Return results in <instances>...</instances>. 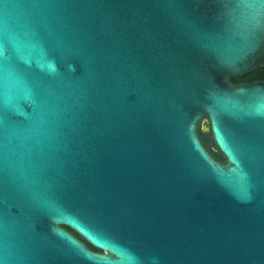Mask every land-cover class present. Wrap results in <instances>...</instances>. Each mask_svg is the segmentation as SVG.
Returning a JSON list of instances; mask_svg holds the SVG:
<instances>
[{"label":"water","instance_id":"95a60500","mask_svg":"<svg viewBox=\"0 0 264 264\" xmlns=\"http://www.w3.org/2000/svg\"><path fill=\"white\" fill-rule=\"evenodd\" d=\"M263 55L264 0H0V264H264Z\"/></svg>","mask_w":264,"mask_h":264},{"label":"trees","instance_id":"16d2710c","mask_svg":"<svg viewBox=\"0 0 264 264\" xmlns=\"http://www.w3.org/2000/svg\"><path fill=\"white\" fill-rule=\"evenodd\" d=\"M264 77V69H256L254 71H251L249 73H246L245 75H243L242 77H235L230 79V82L232 84H238L239 82L242 81H251V80H257V79H262ZM196 135L200 141V143L202 144V146L208 151V153L217 161L220 162H224L225 159L222 156V154L215 149L214 144L212 142L211 139V135L210 132H203L201 131L200 128V120L198 121V126L196 127ZM64 228H66L71 234H73L75 237H77L78 239H80L81 241H83L87 247L91 250L94 251H99L97 248L93 247L92 245H90L88 242H86L82 237H80L75 231H73L72 229L64 226Z\"/></svg>","mask_w":264,"mask_h":264},{"label":"flooded vegetation","instance_id":"af4514ba","mask_svg":"<svg viewBox=\"0 0 264 264\" xmlns=\"http://www.w3.org/2000/svg\"><path fill=\"white\" fill-rule=\"evenodd\" d=\"M260 69H264V55H263V59H262V67H260ZM257 81H264V77L262 78V79H257V80H251V81H242V82H239V83H248V82H257ZM202 119H205V124H202L201 123V120ZM199 121V120H198ZM198 121L196 122V127L198 126ZM208 126V121H207V117L206 116H204V117H202L201 119H200V128H201V131H203V132H209L208 130H205V127H207ZM214 144V143H213ZM214 147H215V145H214ZM215 149H216V147H215ZM207 151V150H206ZM208 152V151H207ZM220 162V161H219Z\"/></svg>","mask_w":264,"mask_h":264},{"label":"rangeland","instance_id":"374dc122","mask_svg":"<svg viewBox=\"0 0 264 264\" xmlns=\"http://www.w3.org/2000/svg\"><path fill=\"white\" fill-rule=\"evenodd\" d=\"M201 123H202V124H205V119H202V120H201Z\"/></svg>","mask_w":264,"mask_h":264}]
</instances>
